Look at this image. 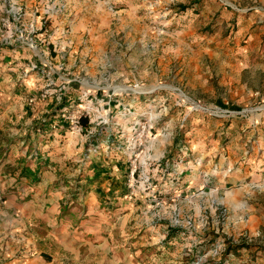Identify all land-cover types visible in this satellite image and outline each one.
<instances>
[{"label":"rangeland","instance_id":"rangeland-1","mask_svg":"<svg viewBox=\"0 0 264 264\" xmlns=\"http://www.w3.org/2000/svg\"><path fill=\"white\" fill-rule=\"evenodd\" d=\"M2 75L35 118L71 94L46 121L49 184L77 189L101 160L103 205L133 214L83 264H264V212L224 177L251 172L243 135L264 122V0H0Z\"/></svg>","mask_w":264,"mask_h":264},{"label":"crops","instance_id":"crops-1","mask_svg":"<svg viewBox=\"0 0 264 264\" xmlns=\"http://www.w3.org/2000/svg\"><path fill=\"white\" fill-rule=\"evenodd\" d=\"M2 76L0 256L5 260L4 264H83L85 258L82 259V254L87 257V250L101 254V249L110 242L113 227L120 221L127 223L133 220V214L128 213L129 210H122L121 204L115 203L113 210L109 209L110 204L108 207L103 205L106 197H114L116 188L112 183L111 188H108L98 186L94 182L103 174V171H99L103 169L101 160H93L92 165L86 163L82 185L77 189L56 187L59 183L55 186L49 184L54 182L59 170L53 167L54 157L50 151L53 147L49 145L48 138H45L47 133H52L46 129V121L54 120L55 116L51 119H48V116L57 112V108L63 109L71 94H49V101L41 106V114L38 112L39 116L35 118L34 110L27 103V99L33 95L22 94L19 80ZM81 96L84 97V94ZM249 127H253L254 133H249L248 136L244 133L243 152L246 148L250 150L249 143H253L250 160L244 168V171L251 172L238 174L235 178L230 172L224 177L230 185L236 184L239 187L241 196L246 200L244 204L250 210L263 213L264 122L260 121ZM228 162H232L230 158ZM257 193L261 194L263 199L256 204L255 209L251 201ZM67 195L70 196L69 199H66ZM70 200L72 203L69 204ZM262 217L264 218V215ZM22 229L29 230L35 239L30 240L33 243H29V250L25 251H22V246L11 242L6 236L9 230L18 236ZM39 229H42L41 236Z\"/></svg>","mask_w":264,"mask_h":264},{"label":"bare ground","instance_id":"bare-ground-1","mask_svg":"<svg viewBox=\"0 0 264 264\" xmlns=\"http://www.w3.org/2000/svg\"><path fill=\"white\" fill-rule=\"evenodd\" d=\"M128 89H129L128 87H117V88L114 89V91H115V92H120V91H122V90H123V91H124V90L128 91ZM129 90H130V89H129Z\"/></svg>","mask_w":264,"mask_h":264},{"label":"trees","instance_id":"trees-1","mask_svg":"<svg viewBox=\"0 0 264 264\" xmlns=\"http://www.w3.org/2000/svg\"><path fill=\"white\" fill-rule=\"evenodd\" d=\"M230 248L235 249V250H237V249L239 250V249H240L239 246H236V247H234V248H233V247H230Z\"/></svg>","mask_w":264,"mask_h":264}]
</instances>
